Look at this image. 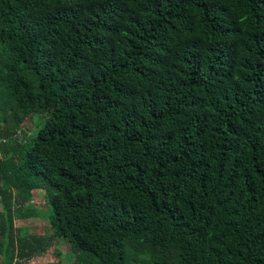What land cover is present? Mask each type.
Listing matches in <instances>:
<instances>
[{"label": "trees", "instance_id": "obj_1", "mask_svg": "<svg viewBox=\"0 0 264 264\" xmlns=\"http://www.w3.org/2000/svg\"><path fill=\"white\" fill-rule=\"evenodd\" d=\"M52 249L264 264V0H0V264Z\"/></svg>", "mask_w": 264, "mask_h": 264}, {"label": "rangeland", "instance_id": "obj_2", "mask_svg": "<svg viewBox=\"0 0 264 264\" xmlns=\"http://www.w3.org/2000/svg\"><path fill=\"white\" fill-rule=\"evenodd\" d=\"M36 122H37V126L40 127L44 124L45 120L47 119V117L45 118V116H40V115H36ZM26 128H25V132L30 134L33 132V130H35V125H34V121L33 120H28L26 122ZM35 204L37 207H41V208H46V204H45V200L41 199V200H34ZM16 226L17 227H28L31 229V233H36V234H48V235H52V231L49 228L48 225V220L47 218L44 219H31L29 221H25V222H16ZM56 248H58L60 250L61 253V259L63 261H67L66 256L69 252H71V248L69 247V245L67 243H62V242H55V244L53 245ZM49 256L47 257H41V258H36L33 261H29L26 264H45V263H49L52 262L55 257V250L52 249L51 252L48 253ZM22 263V262H21Z\"/></svg>", "mask_w": 264, "mask_h": 264}]
</instances>
